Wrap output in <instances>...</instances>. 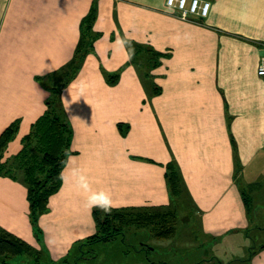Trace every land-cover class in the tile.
I'll use <instances>...</instances> for the list:
<instances>
[{
  "label": "crops",
  "instance_id": "crops-1",
  "mask_svg": "<svg viewBox=\"0 0 264 264\" xmlns=\"http://www.w3.org/2000/svg\"><path fill=\"white\" fill-rule=\"evenodd\" d=\"M206 1V17L183 20L166 0H0V134L18 126L2 161L21 150L45 111L41 81L74 58L81 24L94 13L90 49L60 93L71 152L36 226L26 185L0 175V229L42 255L39 263L30 256L20 261L58 263L97 232L93 212H105L86 207L88 193L74 176L81 170L92 192L111 195V211L170 207L177 215L169 239L134 227L150 230L146 244L131 246L148 248L140 251L144 258L89 264H167L148 255L203 245L229 249L238 238L246 255L233 264H264V245L251 256L248 250L264 209V78L256 74L264 0ZM170 167L181 180L176 199L166 178ZM180 222L200 241L176 235ZM206 255L195 263H209Z\"/></svg>",
  "mask_w": 264,
  "mask_h": 264
},
{
  "label": "trees",
  "instance_id": "trees-1",
  "mask_svg": "<svg viewBox=\"0 0 264 264\" xmlns=\"http://www.w3.org/2000/svg\"><path fill=\"white\" fill-rule=\"evenodd\" d=\"M93 9L81 24L82 37L76 48L74 58L54 75L43 79V87L47 92L44 101L45 111L31 125L29 133L22 139L21 150L10 159L2 161L4 151L13 140L18 126L14 123L6 127L0 134V175H9L22 181L27 188L29 217L33 226H36L40 215L47 212L48 200L61 186V172L70 155L72 131L63 116L60 105L62 88L77 72L81 58L90 49V25L93 19ZM154 56L158 57L157 54ZM158 64L154 60L151 67ZM117 75L110 77L114 83ZM155 93L158 89L154 90ZM11 167V168H10ZM169 193L173 199L181 194V180L174 168L166 172ZM243 201L248 210L251 209V199L243 194ZM97 232L81 242L74 252L54 264H89L94 258L93 247L102 242H109L118 236H123L127 227H148L157 239H169L175 235L177 215L174 209H157L143 212L110 211L93 212ZM143 246L136 252L145 251ZM254 252L250 251L251 256ZM34 257L39 263L42 255L32 249L21 239L0 229V264H11L20 261L19 257ZM39 258V259H38ZM12 260V261H11ZM11 261V263H9Z\"/></svg>",
  "mask_w": 264,
  "mask_h": 264
},
{
  "label": "rangeland",
  "instance_id": "rangeland-1",
  "mask_svg": "<svg viewBox=\"0 0 264 264\" xmlns=\"http://www.w3.org/2000/svg\"><path fill=\"white\" fill-rule=\"evenodd\" d=\"M46 83L47 80L41 81ZM11 168V167H10ZM248 176V175H247ZM246 178V176H245ZM243 178V179H245ZM262 215L259 216L258 220L254 223L253 230L249 236V249H257L260 246L264 245V209ZM183 227L182 223H179ZM183 232H178L176 235L183 236V233L192 237L193 239H188L189 241L196 240L200 241V237H197V232H190L187 230V225L182 228ZM150 230H136L134 227L125 230V240L124 243L121 241V236L116 237L114 240L108 243H99L93 247L94 258L90 261H95V263H103L109 261H122L130 260L134 258H144V254L139 252L131 251V246H138L140 243L146 244L150 240ZM228 247L213 248L210 245L201 246L199 248L195 247L190 248L189 250H179L175 251L172 248L166 250L156 251L150 253L148 258L154 261H163L167 264H194L198 262L206 252V259L209 263L207 264H233L239 259H242L246 255L245 246L241 244V239H235L233 245ZM224 249V250H223ZM212 252V253H211ZM213 260V262H211ZM11 264H31L30 260L26 261H14ZM196 264V263H195ZM197 264H201L200 262Z\"/></svg>",
  "mask_w": 264,
  "mask_h": 264
},
{
  "label": "built area",
  "instance_id": "built-area-1",
  "mask_svg": "<svg viewBox=\"0 0 264 264\" xmlns=\"http://www.w3.org/2000/svg\"><path fill=\"white\" fill-rule=\"evenodd\" d=\"M166 6L176 11L179 18L188 20L191 16L206 17L210 9V2L206 0H166ZM256 74L258 77L264 78V54L260 57Z\"/></svg>",
  "mask_w": 264,
  "mask_h": 264
},
{
  "label": "clouds",
  "instance_id": "clouds-1",
  "mask_svg": "<svg viewBox=\"0 0 264 264\" xmlns=\"http://www.w3.org/2000/svg\"><path fill=\"white\" fill-rule=\"evenodd\" d=\"M134 53V50L129 51V56ZM68 112L71 115V106L68 108ZM69 159H74L69 157ZM76 178L77 187L82 191L88 193L86 197V207L91 210L92 208H99L105 213H110L112 207L114 206V201L110 194L108 193H94L91 191L90 186L88 185L87 177L82 174L81 170L74 172ZM61 179H63V174H61Z\"/></svg>",
  "mask_w": 264,
  "mask_h": 264
}]
</instances>
